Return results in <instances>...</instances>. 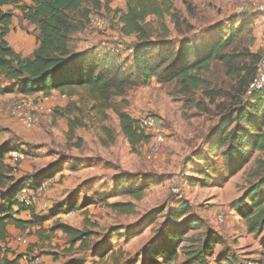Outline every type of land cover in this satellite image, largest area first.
<instances>
[{
	"label": "rangeland",
	"instance_id": "374dc122",
	"mask_svg": "<svg viewBox=\"0 0 264 264\" xmlns=\"http://www.w3.org/2000/svg\"><path fill=\"white\" fill-rule=\"evenodd\" d=\"M160 1L167 2L170 12L163 19H147L152 41L177 48L184 42L204 45L220 33L228 36L232 27L241 28L247 23L241 36L247 34L249 50L242 42L237 43L232 50L233 64L213 63L203 74L205 83L187 94L178 83L161 82L154 77L125 97L114 98L113 109L101 107L102 102L90 98L82 89L74 96L54 91L50 96L29 97L36 119L31 128L12 115L15 103L25 96L0 94V147L23 156L16 161L10 154L15 176L27 177L29 185L37 188L34 183L38 172L52 166V172H58L38 195V213L50 216L44 230L39 232L36 227L32 233H21L11 226L9 247L18 254L39 257L42 264H65L74 259L84 264H143L145 246L157 238L160 230L171 227L166 222L167 211L176 208L180 201H187L201 225L190 229L189 240H184L182 247L197 248L212 230L226 242L224 246L216 245V255L231 251L229 258L235 260L236 255L241 264L261 261L264 231L260 236L248 233L245 221L231 204L257 181L254 171L264 154L255 153L250 163L231 177L217 156L220 152H210V143L216 138L223 114L238 103L236 92L253 72L258 58L264 56L263 14L258 10L264 0ZM110 7L113 12L104 9L95 14L104 27L90 24L85 32L76 35L75 46L89 56L112 55L106 66L128 70L133 65L130 50L136 37H124L120 31L115 10L124 11L125 2L114 0ZM13 25L16 26L9 40L25 50L27 57L35 46V28L20 13ZM3 87L12 88L10 83ZM118 111L138 120L147 116L159 119L166 140L158 154L151 153L152 138L132 149L121 132ZM104 127L110 133H105ZM206 163L214 164L219 172L208 173ZM128 174L139 186L148 185L140 201L123 194L118 186L117 178ZM125 187L129 189L130 185ZM116 203H130L134 211L120 213L112 207ZM76 204L78 208H69ZM71 211L75 215H68ZM220 213L225 216L224 224L218 222ZM57 224L84 230H93L95 225L94 232L100 236L91 239L86 252L76 250L80 243L71 251L69 237L60 229L53 231ZM112 228L119 236L107 238ZM21 237L27 239L26 244L19 242ZM102 240L108 241L93 248ZM108 245L113 251L105 250ZM209 261L213 263L212 258Z\"/></svg>",
	"mask_w": 264,
	"mask_h": 264
},
{
	"label": "trees",
	"instance_id": "16d2710c",
	"mask_svg": "<svg viewBox=\"0 0 264 264\" xmlns=\"http://www.w3.org/2000/svg\"><path fill=\"white\" fill-rule=\"evenodd\" d=\"M112 1L114 0H32L31 4H26L22 0H0V94L16 92L22 96L35 97L38 94L50 95L54 90L74 96L82 89L90 98L102 102L101 107L113 109L114 98L125 97L130 90L148 83L154 77L161 82H176L183 93H191L205 83L203 74L210 70L213 63L222 62L228 66L233 64L232 50L237 43L242 42L244 48L249 50L247 34L241 36L249 26L247 23L241 28L232 27L228 36L220 33L204 45L184 42L177 48L169 43L152 41L153 33L148 29L146 21L151 16L163 19L170 12L166 7L167 2L119 0L126 5L125 11L115 10L121 34L124 37H136L131 46L133 53L130 55L133 65L128 70L110 68L105 64L112 55L89 56V53L77 51L75 37L85 32L96 13L104 9L113 12L110 7ZM9 6L13 8L8 9ZM15 10H19L21 18L35 28L38 46L32 57L17 53L7 41L8 35L14 30L13 23L17 15ZM263 57L258 58L253 72L249 73L241 89L236 92L238 103L223 114L215 133L216 138L210 143V152H220L217 156L221 157L222 164L231 177L250 163L255 153L264 154V90L248 94ZM6 83H10L12 88L3 87ZM118 116L121 132L133 150L142 143H148L150 138L153 139L142 126L141 119H135L125 111H118ZM70 126L73 127L74 124L70 123ZM103 131L110 133L105 127ZM9 151L8 148L0 147V264H20L24 255L9 247V227L12 226L21 233H32L34 228L39 227L41 232L48 219L37 216L33 207L22 206L18 201L19 193L31 181L27 177L15 176V169L6 163ZM257 164L254 171L257 181L251 183L245 193L231 204L232 209L245 221L247 232L251 234H260L264 229V159H258ZM52 168L54 166L38 172L34 184L40 186L54 177L58 172H52ZM206 168L208 173L219 172L211 163H206ZM117 180L123 194L137 201L148 190V185L139 186L130 174L121 175ZM127 185H130L129 189L125 187ZM75 207L79 206H69ZM112 207L120 213L134 211L130 203H116ZM24 212H29L32 219L20 218ZM165 218L171 227L160 230L157 238L145 246L143 264H241L236 255L235 260L229 258L231 251L227 255H216V245L224 246L226 242L212 230L208 231L197 248L182 247V242L189 240L190 229L201 225L187 201H180L176 208L167 211ZM92 228L93 230L74 229L65 224H57L53 231L60 229L69 237L71 251L80 243L76 250L86 252L91 239L100 236L94 232L96 226L92 225ZM113 234L112 228L107 233V238ZM107 241L94 243L93 248L99 247L101 243L106 244ZM108 246L110 247L105 250L113 251L112 246ZM210 258L213 263L209 261ZM65 264L84 262L74 259Z\"/></svg>",
	"mask_w": 264,
	"mask_h": 264
},
{
	"label": "built area",
	"instance_id": "2783aa9c",
	"mask_svg": "<svg viewBox=\"0 0 264 264\" xmlns=\"http://www.w3.org/2000/svg\"><path fill=\"white\" fill-rule=\"evenodd\" d=\"M258 10L263 14L262 25L264 28V3L258 6ZM92 25L97 28H103L104 22L99 17H93L91 20V26ZM120 47L121 45H119V48ZM130 51L133 52V49H131ZM262 90H264V57L262 58L259 64L258 72L255 79L250 84L248 94L251 95L256 91H262ZM50 95H43V96H50ZM30 99L31 98L26 96L20 98L15 103L12 111V115L19 117L21 121L24 123V125L27 126L28 128L34 127L36 125V119L32 115L33 101ZM141 123L142 126L145 128V130L153 136L151 153L153 155L158 154L166 140V135L163 129L161 128L159 119L156 116H147L141 120ZM12 158L15 159L16 161H21L23 159V156L20 155L19 153L18 154L13 153ZM48 184L49 181L43 183L37 188H33L30 185L25 186L17 197L18 201L22 206L35 207L39 202L38 195L47 189ZM68 215H75V212L71 211L68 213ZM218 222L220 224L225 223V216L222 213L218 215ZM18 240L22 244L27 243L26 238L21 237ZM31 262L32 264H42L41 259L39 257H31V255L29 254H25L23 256L20 264H30ZM248 264H253V263L249 262Z\"/></svg>",
	"mask_w": 264,
	"mask_h": 264
},
{
	"label": "crops",
	"instance_id": "0c3cea01",
	"mask_svg": "<svg viewBox=\"0 0 264 264\" xmlns=\"http://www.w3.org/2000/svg\"><path fill=\"white\" fill-rule=\"evenodd\" d=\"M22 2L23 3H26V4H31L32 3V0H22ZM8 9H12L13 7L12 6H9V7H7ZM126 10V9H125ZM124 10V11H125ZM15 13H20L21 14V12L19 11V10H15ZM16 25H14V27H15ZM11 34V33H10ZM10 34L8 35V37H7V41L9 42V44H10V46L17 52V53H19V54H21L22 56H24L25 57V54H27V52L25 51V50H23V49H21V48H19L18 47V45H15V44H13V43H11L10 42V40H9V37H10ZM33 38H34V43H35V46H34V48H33V50L32 51H30V55L28 54V56L27 57H32V55H33V53H34V51H35V49L37 48V46H38V42H37V38H36V36H32ZM12 86V85H11ZM52 92H54V90L52 91ZM14 94H17L18 96H21L20 94H18V93H16V92H13ZM39 95H41V94H38V95H36V96H39ZM10 154L13 156V153H9V154H7L6 155V163L7 164H13V163H11V160H10ZM12 156H11V158H12ZM34 209H35V211H36V215L37 216H39V217H41V218H45V219H49L50 218V216H48V215H46L45 213H38L39 211H38V209H39V204L38 205H36L35 207H33ZM22 215H24L23 217H22ZM20 218H22V219H24V220H31L32 218H31V215L29 214V212H24V213H22L20 216H19ZM9 233L11 234V227H9ZM16 230V229H15ZM16 231H18V232H20L19 230H16ZM264 231V230H263ZM262 231V232H263ZM262 232L258 235V236H260V235H262ZM264 239V238H263ZM260 257H261V261L259 262V264H263L264 263V251H263V253H261L260 254ZM254 264H258V263H254Z\"/></svg>",
	"mask_w": 264,
	"mask_h": 264
}]
</instances>
